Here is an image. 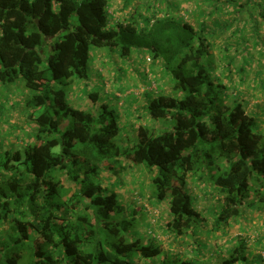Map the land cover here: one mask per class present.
<instances>
[{
	"label": "trees",
	"instance_id": "1",
	"mask_svg": "<svg viewBox=\"0 0 264 264\" xmlns=\"http://www.w3.org/2000/svg\"><path fill=\"white\" fill-rule=\"evenodd\" d=\"M147 2L112 18L111 0H0V85L22 76L33 91L24 104L43 107L26 116L32 125L27 139L4 147L0 138V264H19L24 252L30 264H235L245 258L235 248L224 257L200 245L209 233L226 231L245 205L264 204V134L239 101L219 100L225 84L213 76V43L218 33L228 34L226 44L234 45L229 62L250 47L263 56L264 0H202L199 7L209 9L199 10L194 23L172 13L173 1L164 0L162 14ZM219 12L228 16H214ZM91 47L118 48L124 58L148 49L162 62L170 92L144 107L154 119L172 118L171 130L152 134L139 126L136 142L120 146L105 107L95 115L70 106L56 84L88 78ZM236 70L244 79V67ZM88 96L97 103V92ZM121 157L125 165L117 167ZM141 163L156 169V198H169L165 231L190 255H170L154 235L155 244L128 239L132 210L95 180ZM210 184L218 201L206 224L190 187ZM258 212L264 214V205ZM194 249L200 258L192 257Z\"/></svg>",
	"mask_w": 264,
	"mask_h": 264
},
{
	"label": "rangeland",
	"instance_id": "2",
	"mask_svg": "<svg viewBox=\"0 0 264 264\" xmlns=\"http://www.w3.org/2000/svg\"><path fill=\"white\" fill-rule=\"evenodd\" d=\"M145 1H148L147 3L151 6L155 5L161 8V14L166 10L165 4H163L164 0H111L108 12L112 18H118V15L130 12L134 4ZM170 1L178 4L172 13L181 15L191 23H194L198 18L199 10L209 9L204 4L199 7L202 0ZM123 5L125 6L121 12L120 7ZM141 13L145 14L144 9L141 10ZM214 16L222 19L228 15H222L219 12ZM200 20L201 18L198 21ZM227 36L226 32L218 33L213 43L216 66L213 76L220 78L217 80H222L225 84L224 89L218 94V98L219 100L226 98L229 100L228 102L231 100L232 103L239 101L250 114L257 118L258 129L264 134V55L261 56L260 48L250 47L248 52L242 53L243 55L234 52V62H229V57L233 55L234 45L226 44ZM118 55V48L91 47L88 78L86 80L74 79L72 83L63 80L62 83L56 84V88L66 91L67 101L74 108L100 115L104 113L105 107L108 111L107 115L113 117L119 128L116 142L120 146L132 145L133 142H136L139 126L147 128L152 134L171 130L175 123L172 118L154 119L148 115L144 107L146 101L158 96L161 92H170V78L162 69V62L153 58L148 49H133L131 54L125 58ZM244 56L247 59H244ZM239 66L244 67L242 72L245 76L244 79H240L239 71L236 70ZM91 92L98 93L97 103L92 102L89 98L88 95ZM32 94L33 91L26 88L25 79L22 76L11 83L0 85V138L2 137L1 142L4 147H9L11 143L20 144L21 137L27 139L26 132L31 129L32 125L26 116L31 114L37 116L43 111V107L34 108L24 104ZM15 136L20 139L16 137L17 140ZM114 163H117V167L125 165L123 157ZM126 166L127 168H123L121 174H113L110 170L102 172L100 177L95 180L101 183L106 182L107 189L117 192L120 200L126 204V209L130 212L132 210L133 215L128 217L133 218V223L126 233L127 238H138L143 243H146L148 241L146 239L149 238V242L155 244L156 241L158 243L156 240L159 238L158 234L167 238L168 232L165 231V218L160 214V217L157 216L155 210L165 209L166 213L169 198L159 201L155 196L152 177L156 169L142 163L132 166L127 164ZM105 173H107L106 181L102 177ZM190 188L193 205L202 211L207 220L206 224L211 223L212 219L209 217L208 209L218 201L217 187L210 184L206 186V189L203 186L199 188L193 185ZM206 193L211 194L212 198L207 197ZM263 205L256 201L245 205L239 217L226 227V231L211 232L207 238L203 237L205 245L200 243L204 249L206 247L203 250L206 251L207 248L211 249L214 246L217 248L216 250L219 249L223 253L224 257L237 250L236 252L245 258L235 264H264V214L258 212ZM215 206H219V204H215ZM213 234L215 236H212ZM150 235H154L156 239L151 238ZM237 237L241 241L234 246L235 243L232 242ZM108 241L111 242V239ZM167 244H172L170 255H174L180 249L176 243L167 241L162 243L163 247H168ZM103 246L108 248L106 241L103 242ZM41 247L45 249L44 245ZM194 251L196 254L192 257L200 258V253L197 256V250L194 249ZM186 252L189 253V250ZM181 253L183 254L182 250ZM30 259L29 252H24L19 264H30ZM154 259L156 258H147L144 261L152 262ZM211 261V264H215L214 259Z\"/></svg>",
	"mask_w": 264,
	"mask_h": 264
},
{
	"label": "crops",
	"instance_id": "3",
	"mask_svg": "<svg viewBox=\"0 0 264 264\" xmlns=\"http://www.w3.org/2000/svg\"><path fill=\"white\" fill-rule=\"evenodd\" d=\"M155 211H156V213H157V216H159V214H160V216L163 215V217L165 218V223H166V220L169 218V215H168V207L166 208V213H165V209H162V210L160 209V210H155ZM160 216H159V217H160ZM159 217H158V218H159ZM158 237H159V238H158ZM158 237H157V238H158L157 240H158L160 243H165V242L167 241L168 243L170 242V243H176V244H177V242H178L179 245H178V244H177V245L181 247L179 250H180V251H181V250L183 251V255H184V256H185V255L188 256V255H190V253H192V252H190V251H189V253L186 252V249L184 248V246H182V245L180 244V241H181V240H179V241L176 240V242H175V240H174V238H173V236H172L171 233H168V234H167V238H166L165 236H162V235H159V234H158ZM165 238H166L167 240H166ZM161 240H165V241H161ZM167 245H168V247H164V248H166L168 251H171V250H172V248H171L172 244H167ZM164 246H165V245H164Z\"/></svg>",
	"mask_w": 264,
	"mask_h": 264
}]
</instances>
